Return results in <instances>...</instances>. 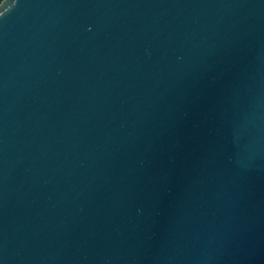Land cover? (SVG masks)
I'll return each instance as SVG.
<instances>
[{"label": "water", "instance_id": "water-1", "mask_svg": "<svg viewBox=\"0 0 264 264\" xmlns=\"http://www.w3.org/2000/svg\"><path fill=\"white\" fill-rule=\"evenodd\" d=\"M0 264H264V0H1Z\"/></svg>", "mask_w": 264, "mask_h": 264}, {"label": "trees", "instance_id": "trees-1", "mask_svg": "<svg viewBox=\"0 0 264 264\" xmlns=\"http://www.w3.org/2000/svg\"><path fill=\"white\" fill-rule=\"evenodd\" d=\"M0 2H1V0H0Z\"/></svg>", "mask_w": 264, "mask_h": 264}]
</instances>
